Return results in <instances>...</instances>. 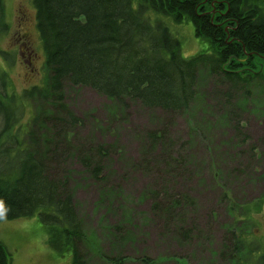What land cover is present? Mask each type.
Returning a JSON list of instances; mask_svg holds the SVG:
<instances>
[{
	"label": "trees",
	"instance_id": "obj_1",
	"mask_svg": "<svg viewBox=\"0 0 264 264\" xmlns=\"http://www.w3.org/2000/svg\"><path fill=\"white\" fill-rule=\"evenodd\" d=\"M31 3L44 55V71L40 83L24 87L19 93H8V73L0 72V222L37 216L45 226L48 247L60 257L70 253L71 260L66 264H95L90 261L92 246L107 262L123 263L128 258L119 256L118 248L103 252L95 231H85L76 196L80 176L98 186L96 204L115 212L118 196L114 195V187L121 188L123 180L107 174L106 169L111 166L109 143L97 139L98 135L93 133H82L85 120L68 106L65 86L88 87L124 109L137 103L145 110L170 113L174 117L170 125L183 118L185 125L180 131L165 125L148 133L146 139L150 145L162 147V156L172 153L174 168L166 167L169 158L158 159L162 177L173 171L183 174L177 167L184 159L177 161L171 143L181 142L192 152L205 140H213L198 127L197 115L189 118L192 112L214 111L215 115L209 116L215 117L219 126L211 130L212 134L229 135L228 129L232 127L234 136L244 144L248 136L243 131L240 110L253 108L254 113L264 118V2L31 0ZM169 21L192 24L195 35L210 45L209 51L183 57L181 41L172 34ZM7 30L0 0V34ZM0 54L7 61L8 52L0 48ZM203 73L214 81L208 87L203 80V88L208 87L210 97L213 93L219 103L213 99L204 102L199 96ZM27 108L30 113L23 123ZM231 109H235L232 114ZM210 142L206 150L210 147L212 152L215 143ZM257 147L254 144L250 147L254 156L260 152ZM220 174L215 165L217 180ZM221 188V200H228L231 218L237 220L226 228L230 236L224 237L223 244L209 249L211 256L220 255L226 264H264V237L251 233L256 244L250 255L247 236L236 229L239 215L249 217L250 211L260 214L264 195L259 201L241 207L227 187ZM178 195L174 189L169 193L154 191L151 210L160 219L167 217V227L164 223L162 226L164 234L170 232L174 242L192 243L200 239L201 231L195 221L187 220L185 209L195 205L186 197L184 201L178 199ZM241 208L243 213H239ZM214 214L217 216L218 212L213 210ZM119 222L116 223V218L104 219L103 236L112 245L115 240L135 235L125 221ZM246 253L251 257L245 261ZM11 260L10 251L0 241V264H11ZM138 261L153 263L148 258Z\"/></svg>",
	"mask_w": 264,
	"mask_h": 264
},
{
	"label": "rangeland",
	"instance_id": "obj_2",
	"mask_svg": "<svg viewBox=\"0 0 264 264\" xmlns=\"http://www.w3.org/2000/svg\"><path fill=\"white\" fill-rule=\"evenodd\" d=\"M1 1L8 30L0 34V48L5 49L8 54L7 61L0 54V72L8 73V93H19L24 87L41 82L44 55L35 27V10L31 0ZM169 23L167 24L172 34L181 41L183 57L209 51L210 45L195 35L192 24ZM202 78L199 96L204 102L213 99L215 103H219L213 93L210 97L211 91L207 89L209 85L213 86V79L206 73L202 74ZM203 80L208 87L203 88ZM65 95L68 106L85 120L82 133H93L98 135L97 139H104L109 143L111 166L106 169L107 174L112 173V179L123 180L121 188L114 187V195L118 196L115 212V209H102L96 204L98 186L88 183L86 176H80L76 192L77 206L84 219L86 233L95 231L103 252L109 253L111 249L118 248L119 256L128 258L123 263L120 260L107 262L92 246L94 252L90 250V261L94 260L95 264H141L138 260L148 258L153 260L152 264H226L220 259V255L213 258L209 250L223 244L224 237L230 236V231L226 228L232 220H237L235 217L231 218L228 200H221V187H227L234 202L241 207L259 201L264 195V142L261 141L264 139V118L254 113L253 108L240 110V118L245 126L243 131L248 136V142L244 144L234 136L232 127L228 129L229 135L212 134L211 130L219 126L218 120L209 116L215 115L214 111L202 114L192 112L189 118L197 115L198 127L204 129L213 140H205L192 152L181 146V142H172V151L176 154L174 156L177 161L184 159L177 167L183 174L178 175L173 171L165 178L159 174L162 165L158 159L169 158L166 167L174 168L172 153L162 156V147L150 145L146 139L148 133L158 131L165 125L180 131L185 125L183 118L172 121L170 125L169 121L174 118L170 113L159 109L145 110L137 103L130 104L127 109L121 105L117 107L88 87L66 85ZM234 111L235 109H231V114ZM29 113L30 109L27 108L23 123ZM209 142L215 143L212 152L210 147L206 150ZM253 144L258 146L257 152L260 151L261 154L259 152L257 156L253 155L250 148ZM215 165L221 172L219 180L214 175ZM172 189L177 195L179 193L176 196L178 199L184 201L186 197L193 201L195 206L185 209V212L187 220L195 221L201 231L199 240L178 243L174 242V237L168 230V235L162 232L163 223L167 227V217L164 215L160 219L151 210L152 195L157 190L169 193ZM262 206L260 214L250 211L249 217L239 215L236 224L239 233L247 236L250 255L256 244L253 236L264 237V200ZM213 210L218 212L217 216H212ZM243 210L239 209V213H243ZM33 217L0 222V241L12 255L11 264H66L70 261L69 252L60 257L48 247L45 226L37 216ZM109 217L116 218V223L125 221L129 230L134 229L135 235L121 238L119 242L115 240L114 245L107 242L103 236V226L104 219ZM251 233H254L253 236ZM164 255L169 256L162 259ZM250 255L246 253L244 260L250 259ZM211 259L213 262H210Z\"/></svg>",
	"mask_w": 264,
	"mask_h": 264
},
{
	"label": "clouds",
	"instance_id": "obj_3",
	"mask_svg": "<svg viewBox=\"0 0 264 264\" xmlns=\"http://www.w3.org/2000/svg\"><path fill=\"white\" fill-rule=\"evenodd\" d=\"M0 206H2V202H0Z\"/></svg>",
	"mask_w": 264,
	"mask_h": 264
}]
</instances>
